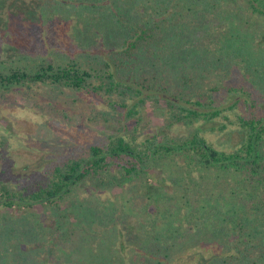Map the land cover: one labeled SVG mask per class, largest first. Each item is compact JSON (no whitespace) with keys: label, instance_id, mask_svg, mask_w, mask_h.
Wrapping results in <instances>:
<instances>
[{"label":"trees","instance_id":"trees-1","mask_svg":"<svg viewBox=\"0 0 264 264\" xmlns=\"http://www.w3.org/2000/svg\"><path fill=\"white\" fill-rule=\"evenodd\" d=\"M33 2L42 22L57 16L90 19L102 33L88 28L89 48L67 61L41 47L24 53L27 66L0 74V88L32 97L48 88L56 95L70 91L97 98L108 111L90 122L118 124L117 134L87 146L53 149L22 185L0 178V207L43 205L54 212L49 244L43 245L47 262L63 245L71 251L69 264L87 262L88 237H80V221L70 220L71 211L87 215L89 225L99 215L82 204L67 205L77 190L114 191L154 179L175 188L170 200L177 205L151 214L157 230L144 232L139 262L131 264H170L191 237L222 249L215 256L200 253L197 264H264V48L247 22L264 19V0ZM96 35L101 39L93 40ZM150 101L165 110L164 125L152 133L144 117ZM60 115L70 119L66 112ZM185 128L188 133L179 132ZM223 136L227 139L217 140ZM8 140L0 132L6 157ZM179 208L186 213L184 224L175 226ZM5 218L0 264L9 262L8 241L28 231ZM24 259L21 263H29Z\"/></svg>","mask_w":264,"mask_h":264},{"label":"rangeland","instance_id":"rangeland-1","mask_svg":"<svg viewBox=\"0 0 264 264\" xmlns=\"http://www.w3.org/2000/svg\"><path fill=\"white\" fill-rule=\"evenodd\" d=\"M37 10L33 0H0V74L25 68L27 63L23 61L22 55L38 47L45 54L58 52L60 60L67 61L89 48L92 39L89 40L88 28L99 35L102 33L101 26L91 25L90 19L57 16L49 18L46 23L42 22ZM247 22L253 40L264 48V19L254 16L248 18ZM95 37L101 39V36L96 35L93 40ZM61 93H49L46 88L32 97L27 92L0 88V132L8 136L10 145L7 157L2 155L0 145L1 179L12 181L17 186L22 185L47 163L53 149L87 146L104 134H117L118 124L114 122H90L94 115L108 111L102 100L70 91ZM39 99L41 101H36ZM154 105L150 101L144 110L145 120L150 123L149 133L158 131L164 125L165 110ZM63 112L70 119L60 115ZM179 132L188 133L189 129H179ZM224 139L227 136L217 140ZM150 186L154 188L150 189ZM164 187V184L150 179L147 184L138 182L114 191H93L88 186L77 190L67 205L74 202L82 204L84 208L88 206L96 209L99 215L97 223L89 225L91 223H84L87 215L83 214L79 218V211H71L70 220L75 217L80 221L78 225L83 231L78 235L88 237L83 251L87 262L120 264L121 259L124 264H131L135 259L139 262L137 258L145 239L144 232L156 227L151 214L167 208L172 211V207L177 205L170 200L175 195V188ZM69 206L64 207L68 212ZM144 207L150 212L142 211ZM185 214L181 208L175 211V226L184 224ZM53 215L54 212L43 205L20 209L15 206L12 211L0 207V224L8 216V224H15L19 231L28 230L24 235L20 233L17 238L8 241L10 254L6 258L9 259L7 264H26L21 263L24 258L29 262L27 264H69L71 251L65 245L61 251H57V263L55 259L47 262L49 254L43 250V245L49 244V233L54 226ZM159 224L164 227V222ZM185 247L188 250L184 253ZM177 251L178 256L170 264H197L202 252L210 251V256L222 253V249L214 243L212 247L211 241L202 242L195 237L182 242ZM87 262L84 261L85 264ZM75 264L81 262L76 261Z\"/></svg>","mask_w":264,"mask_h":264}]
</instances>
